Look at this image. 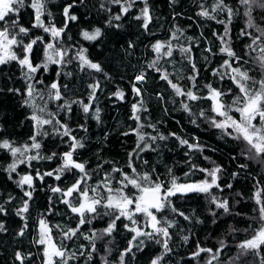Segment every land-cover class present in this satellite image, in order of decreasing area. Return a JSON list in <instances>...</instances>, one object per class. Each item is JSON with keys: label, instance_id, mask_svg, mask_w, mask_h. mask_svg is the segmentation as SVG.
<instances>
[{"label": "snow or ice", "instance_id": "6c2138e0", "mask_svg": "<svg viewBox=\"0 0 264 264\" xmlns=\"http://www.w3.org/2000/svg\"><path fill=\"white\" fill-rule=\"evenodd\" d=\"M166 7L0 0V264H264V0Z\"/></svg>", "mask_w": 264, "mask_h": 264}, {"label": "trees", "instance_id": "16d2710c", "mask_svg": "<svg viewBox=\"0 0 264 264\" xmlns=\"http://www.w3.org/2000/svg\"><path fill=\"white\" fill-rule=\"evenodd\" d=\"M188 3H191V0H186V4ZM157 6L158 7H161L164 9V11L166 12L167 11V7H166V0H157ZM185 10L187 11V7L185 6ZM190 14V13H189ZM183 23H187V21H183ZM213 27H216V25L214 23L210 24V25H207V28L209 29L208 31H206V35L209 36V38H211L210 36V29L213 28ZM240 27V24L239 23H235L234 24V27H233V32L237 31L238 28ZM222 30V29H221ZM237 50L239 51V45H237ZM112 113H115V110H111ZM122 111L121 110V117H118V118H122ZM169 130H177V126L170 120L168 125L166 126ZM188 129L191 131V130H195V129H192V127L189 125L188 126ZM197 131V134L198 135H201V139L202 140H205V141H209V142H214V137H212L211 134L209 133H204L203 130H196ZM249 190L248 189H245V195H249ZM251 204H247V205H243L241 207V211H244V212H249L250 209H251ZM242 238V237H241Z\"/></svg>", "mask_w": 264, "mask_h": 264}]
</instances>
